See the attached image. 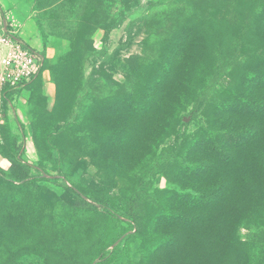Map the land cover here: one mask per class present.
Instances as JSON below:
<instances>
[{"label":"rangeland","instance_id":"374dc122","mask_svg":"<svg viewBox=\"0 0 264 264\" xmlns=\"http://www.w3.org/2000/svg\"><path fill=\"white\" fill-rule=\"evenodd\" d=\"M0 9L47 52L0 115L32 175L0 174V264H264V0Z\"/></svg>","mask_w":264,"mask_h":264},{"label":"built area","instance_id":"2783aa9c","mask_svg":"<svg viewBox=\"0 0 264 264\" xmlns=\"http://www.w3.org/2000/svg\"><path fill=\"white\" fill-rule=\"evenodd\" d=\"M46 55L25 44L20 29L0 9V115L4 105L12 107L19 94L45 73Z\"/></svg>","mask_w":264,"mask_h":264},{"label":"crops","instance_id":"0c3cea01","mask_svg":"<svg viewBox=\"0 0 264 264\" xmlns=\"http://www.w3.org/2000/svg\"><path fill=\"white\" fill-rule=\"evenodd\" d=\"M8 17L11 21H13L16 25H18L19 29H20V33L21 36L28 42L30 43L33 47H35L36 49L42 50V45H41V41L37 36V29L36 26L34 24V22L30 19H26V14L24 12H21V15H14L9 12H7ZM49 51V50H47ZM46 57H47V52H46ZM24 91H22L19 94V99H17V101L15 102V104H17V102H21L23 100L22 98V94ZM52 92V88L48 87V94H51ZM4 123L3 119H0V125ZM27 145V150L29 152V154H31L32 150L31 147L29 145L28 142H26ZM0 166L3 169H7L9 166L8 161H6L1 155H0Z\"/></svg>","mask_w":264,"mask_h":264},{"label":"trees","instance_id":"16d2710c","mask_svg":"<svg viewBox=\"0 0 264 264\" xmlns=\"http://www.w3.org/2000/svg\"><path fill=\"white\" fill-rule=\"evenodd\" d=\"M42 47L43 48L45 47L44 44H42ZM45 64H46V60L44 62L43 70H45ZM40 78L41 77H39L38 79H40ZM37 80H35V81H37ZM30 85H28V86H30ZM236 139H238V138L236 137ZM11 141H16V140L12 139ZM8 161H9V167H8V169L6 171H4L3 169L0 168V174L1 175H4V176L10 178L12 181H15L16 180V181H19V182H27L29 179H31V176L32 175H31L30 169L28 167L22 165V162L21 161L20 162L19 161H16L15 158L10 159ZM78 203L80 205L86 207V208H89L88 207L89 205H87V204L86 205H83V202L82 201H78ZM136 207H137L136 204H133L130 207L131 214L133 212H135Z\"/></svg>","mask_w":264,"mask_h":264}]
</instances>
